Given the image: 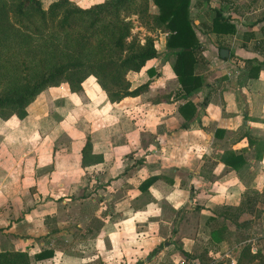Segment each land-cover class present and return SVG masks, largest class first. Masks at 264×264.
Here are the masks:
<instances>
[{"label": "crops", "instance_id": "crops-1", "mask_svg": "<svg viewBox=\"0 0 264 264\" xmlns=\"http://www.w3.org/2000/svg\"><path fill=\"white\" fill-rule=\"evenodd\" d=\"M50 1L41 0L44 7ZM216 8L235 31L211 30ZM149 12H158L152 0ZM189 15L202 54L194 68L203 84L188 96L194 115L185 119L178 109L185 98L167 51L127 72L131 88L147 79L149 87L119 101L108 99L95 76L82 83L92 106H80L66 81L48 87L53 98L74 103L84 123L66 122L59 154L37 163L60 184L58 194L23 169L9 181L0 156V250H26L31 264H167L161 257L174 244L168 234L179 241L172 260L210 256L229 234H241L236 241L264 252V0H190ZM145 30L165 50L168 31ZM221 47L227 56H220ZM259 65L257 75L248 74ZM87 135L103 158L82 165ZM227 150L243 156L239 167L221 159ZM149 176L155 178L141 187ZM219 227L221 238L213 240L211 230ZM40 250L52 253L36 257Z\"/></svg>", "mask_w": 264, "mask_h": 264}, {"label": "trees", "instance_id": "trees-1", "mask_svg": "<svg viewBox=\"0 0 264 264\" xmlns=\"http://www.w3.org/2000/svg\"><path fill=\"white\" fill-rule=\"evenodd\" d=\"M158 12H149V0H102L81 6L73 0H52L46 7L41 0H0V36L10 35L14 27L11 15L21 22L23 18L36 19L39 35L46 43L37 50L39 58L46 57L42 67L23 79L0 90V117L27 115V105L46 87L58 86L66 81L71 92H80L82 83L95 76L110 101H119L127 95H137L149 87V79L131 88L127 78L129 70L138 71L152 57L163 51L174 54L172 69L180 84V95L185 101L178 105L180 113L188 119L194 115L196 106L188 96L203 84V76L195 71V64L202 58L201 47L189 15L190 0H152ZM133 21L147 30L155 27L168 31L165 50L157 49L151 34L140 37L132 31ZM50 27L51 29H49ZM211 30L218 33L235 31L221 9L216 8ZM43 53V55L41 54ZM48 63V64H47ZM260 65L249 75H257ZM149 75L153 68L147 69ZM64 83V82H62ZM169 94L165 99H169ZM183 122V125H186ZM101 153L92 151L89 135L81 147V164L102 160ZM221 159L234 168L243 163L239 153L227 150ZM155 176L141 183L147 186ZM238 208H240L238 206ZM221 228L211 230V238H221ZM188 255V252L183 251ZM52 250H40L36 257L51 255ZM257 259L264 264V252L253 251L247 242L238 250L236 264H247ZM0 264H31L26 250L1 249Z\"/></svg>", "mask_w": 264, "mask_h": 264}, {"label": "rangeland", "instance_id": "rangeland-1", "mask_svg": "<svg viewBox=\"0 0 264 264\" xmlns=\"http://www.w3.org/2000/svg\"><path fill=\"white\" fill-rule=\"evenodd\" d=\"M10 20L14 24V27L10 29V35L0 36V90L12 85L11 83L16 79L18 81L22 80L25 74L28 75L36 72L46 62V57H44L43 53H41L43 60L39 58L40 53H37V50L41 52L39 45L46 43V37L39 35L37 31L38 29L35 24L38 21L34 18H23L19 22L17 17L13 15H11ZM138 24L137 21H133L134 27L132 31L138 32L139 36L143 37L147 31L144 28H140ZM48 28L51 29L50 27ZM48 87L43 89L28 105V113L24 119L19 120L15 116H9L8 118L0 117V156L7 161L9 172L7 177L9 181L16 179L17 173H14L23 169L25 175L30 174L33 180H37V184L41 182L44 188L47 185L49 189L55 187L54 192L58 194L57 190L61 188L60 184L58 186L53 185L48 167L42 166L40 167L41 169L37 168V163L46 161V158L49 159L52 153L55 155L59 154L58 145L64 140V137L61 136L63 135L62 131L69 130V127H66V122L69 124L75 122L80 125H83L84 122L77 117L79 114L74 113V103L69 100L65 101L64 97L53 98L55 94H52ZM76 93L79 95L81 101L80 106L94 105V102L90 101L84 89ZM157 96L158 94L153 96V98L156 99ZM139 111H141L139 112L141 115L144 110L141 109ZM63 119L62 123H57ZM52 136H55V139ZM53 179L54 182L58 183L62 181V179L58 180L57 177ZM6 187L8 185L3 188L5 196H7ZM175 230H172L173 235L175 234ZM229 236L226 242L218 247V249L223 253V249L228 246L237 257L238 251L233 249L232 246L237 242L236 240L243 238V236L241 234L235 236L229 234ZM166 239L173 241L174 244L170 246V253L167 256L161 257V262L163 260H169L170 262L172 260V257H170L171 251H175V248L179 247L178 239L173 238L172 234H168ZM247 243L250 244L251 242L247 241ZM201 244L203 245L204 243ZM252 249L253 251L257 250L256 248ZM202 256L204 255L199 256V258H203V260L210 259L209 256ZM247 264L261 263L255 259Z\"/></svg>", "mask_w": 264, "mask_h": 264}, {"label": "built area", "instance_id": "built-area-1", "mask_svg": "<svg viewBox=\"0 0 264 264\" xmlns=\"http://www.w3.org/2000/svg\"><path fill=\"white\" fill-rule=\"evenodd\" d=\"M246 242L247 240L237 241L233 244L232 248L238 251ZM209 257L210 259L208 260H201L197 257L181 255L167 264H236L237 262L236 255L232 253V249L228 246L223 249V253L218 251L216 253H211Z\"/></svg>", "mask_w": 264, "mask_h": 264}, {"label": "water", "instance_id": "water-1", "mask_svg": "<svg viewBox=\"0 0 264 264\" xmlns=\"http://www.w3.org/2000/svg\"><path fill=\"white\" fill-rule=\"evenodd\" d=\"M228 53H229V49L227 47H221L219 49V54H220L221 57L227 56Z\"/></svg>", "mask_w": 264, "mask_h": 264}]
</instances>
